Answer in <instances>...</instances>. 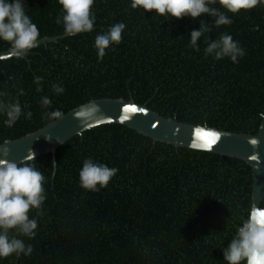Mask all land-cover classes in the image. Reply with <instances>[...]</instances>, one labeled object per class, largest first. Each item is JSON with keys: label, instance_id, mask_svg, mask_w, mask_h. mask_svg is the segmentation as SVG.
<instances>
[{"label": "trees", "instance_id": "16d2710c", "mask_svg": "<svg viewBox=\"0 0 264 264\" xmlns=\"http://www.w3.org/2000/svg\"><path fill=\"white\" fill-rule=\"evenodd\" d=\"M23 2L39 40L64 35L54 22L60 14L57 0ZM128 2L95 0L91 32L39 45L21 59L0 60V91L18 99L22 112L27 106L32 113L11 128L0 116V145L55 121L45 112L59 109L65 115L101 99L131 98L179 123L257 133L264 112V6L228 14L230 25L205 34L212 40L227 32L239 42L244 55L233 64L205 57L204 36L197 41L199 51L189 46L188 34L200 20L212 26L206 14L196 21H164L129 8ZM115 22L126 26L121 42L98 61L94 37ZM8 50L0 42V52ZM34 76L43 77L40 92ZM52 84L64 92L55 94ZM42 96L51 100L48 109L39 103ZM88 157L118 169L96 192L78 182ZM35 163L45 176L46 199L36 236L25 240L33 251L0 264H223V247L251 207L252 173L244 162L154 143L122 125L87 130L54 157L43 155Z\"/></svg>", "mask_w": 264, "mask_h": 264}, {"label": "clouds", "instance_id": "9594fccd", "mask_svg": "<svg viewBox=\"0 0 264 264\" xmlns=\"http://www.w3.org/2000/svg\"><path fill=\"white\" fill-rule=\"evenodd\" d=\"M60 14L54 22L62 25L63 33L73 37L80 33H89L95 24V14L92 6L95 0H57ZM218 5V7L214 6ZM257 5L264 6V0H129L128 7L141 9L144 13L152 12V16L179 20L186 17L196 21L202 14L212 18L210 27L203 20L198 27L189 32L188 43L194 51H199L197 41L205 37L206 47L203 49L205 57L219 61L229 60L235 64L243 57L244 49L239 42L227 32H221L216 39L208 40L206 33L212 27L228 26L232 23L231 15L251 10ZM23 0H0V42L8 45L9 52L17 59L27 57L30 51L38 46L39 30L26 14ZM222 9V10H221ZM123 22L113 23L104 32L94 37L93 48L98 61L107 50L120 44L125 29ZM43 77L34 76L35 90L42 89ZM51 90L55 94H62L64 88L59 84H52ZM23 90L17 92L22 95ZM44 109H48L51 100L42 96L39 101ZM18 99L7 98L5 92L0 91V116L4 117L3 124L11 128L21 117L30 119L32 113ZM95 107H89L78 115L82 120L96 113ZM50 120L63 118L59 109L45 112ZM260 115H264L261 113ZM49 137L45 136L47 140ZM5 149L2 156L6 157ZM35 152L28 150L27 155L19 162L0 158V260L9 256L27 257L32 251V245L25 242L36 236L37 217L43 215L42 205L46 199L44 182L45 176L35 163ZM50 167L55 170L57 163L50 161ZM118 169L104 163L85 158L78 171L79 186L89 192H96L107 186ZM34 211L35 215H29ZM223 264H264V208L252 207L236 227L235 233L223 247Z\"/></svg>", "mask_w": 264, "mask_h": 264}, {"label": "water", "instance_id": "95a60500", "mask_svg": "<svg viewBox=\"0 0 264 264\" xmlns=\"http://www.w3.org/2000/svg\"><path fill=\"white\" fill-rule=\"evenodd\" d=\"M66 37L64 34L56 38H42L38 46L56 43ZM11 58L15 57L9 50L0 52V60ZM89 107H95L96 113L82 120L78 114ZM105 124L122 125L138 135L151 139L154 143L244 162L252 173L250 208H264V115L255 135H243L163 118L145 105L135 104L131 98L94 100L69 111L63 118L49 123L34 133L14 141H5L0 145V158L19 163L29 149L35 152V159L47 154L54 157L56 150L73 137ZM45 136L49 138L46 140ZM5 149L7 155L3 157Z\"/></svg>", "mask_w": 264, "mask_h": 264}]
</instances>
